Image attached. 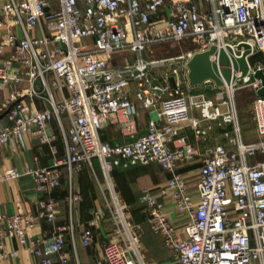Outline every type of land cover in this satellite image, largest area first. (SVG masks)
I'll list each match as a JSON object with an SVG mask.
<instances>
[{
  "label": "built area",
  "instance_id": "1",
  "mask_svg": "<svg viewBox=\"0 0 264 264\" xmlns=\"http://www.w3.org/2000/svg\"><path fill=\"white\" fill-rule=\"evenodd\" d=\"M0 12L10 47L9 56L0 61V82L29 84L24 90L13 89L0 105L10 121L0 128V146L30 133L48 143L54 154L49 165L0 169V182L33 175L41 193L35 211L0 212L1 258L17 257L27 249L36 264H67L68 244L76 256L73 210L82 194L73 178L88 167L103 205L81 223L82 245L92 244L96 228L105 222L112 225L99 264H165L152 260L143 245L145 223L171 250L174 264H264V96L257 94L264 85L254 75L256 69H264V0H5ZM13 26L21 28V37ZM182 41L190 48L174 56L150 60L143 56L150 44ZM239 43L251 47L247 60L252 71L226 84V95L213 99L184 90L187 62L195 52L212 44H229L239 56L243 52L235 49ZM7 44L0 40V56ZM124 51L137 56L119 63L114 58ZM257 53L261 59L252 61ZM163 64L168 65L163 75L166 85L144 87V78L151 83L149 71ZM132 81L137 83L136 98L155 115L149 118L146 132L131 141L103 139L101 131L109 118L122 113L133 119L137 114L128 90ZM247 85L256 92L252 117L258 138L254 141L243 138L235 97L236 89ZM27 97L39 98L41 106ZM191 106L199 109L200 118L191 115ZM202 119L230 126L225 132L229 145L218 144L198 155L192 145L176 144L184 124L197 135L204 134ZM52 121L59 128L61 155L56 134L49 132ZM151 163L170 176L157 191L143 188L145 220L137 221L113 171ZM182 163L196 165L194 175L178 171ZM64 178L68 214L59 221L53 193ZM168 198L178 214L188 217L185 225L170 219L165 208ZM43 221L52 225L50 242L46 235L34 233ZM5 238L17 245L8 248ZM48 244L52 255L45 252Z\"/></svg>",
  "mask_w": 264,
  "mask_h": 264
},
{
  "label": "crops",
  "instance_id": "2",
  "mask_svg": "<svg viewBox=\"0 0 264 264\" xmlns=\"http://www.w3.org/2000/svg\"><path fill=\"white\" fill-rule=\"evenodd\" d=\"M5 0H0V6ZM2 14L0 12V20ZM12 30L19 36H22V30L19 27L13 26ZM9 31L4 24L0 26V40L8 43ZM125 53L127 51H124ZM123 52H118L117 61L125 63L121 57ZM10 54V47L5 46V52L0 56V61L8 57ZM135 59V58H134ZM133 59V60H134ZM132 60V61H133ZM127 62V61H126ZM151 71V70H150ZM149 71V72H150ZM136 82L132 81L129 84L128 90L131 93V98L134 100L137 107V114L133 119L126 118L122 113L109 118L101 131L103 139L112 142H128L135 139L137 136L146 132L148 120L155 112L150 108H146L142 101L138 100L135 95ZM28 82L23 81L18 86L6 85L0 82V105L7 101L13 89L24 90L28 87ZM184 87L191 93L190 95H197L204 93L207 98L219 99L221 95H226L227 86H217L212 80H207L202 84L190 86L188 81L184 82ZM36 87L41 89L39 83ZM244 92V93H243ZM249 92V96L247 95ZM256 92L251 86H241L235 91L236 102L238 105L239 117L243 130V138L245 141H254L258 138L256 126L252 117L253 100ZM31 104L41 106L39 98H26ZM191 115L200 118V111L198 108L191 106ZM10 121L4 112H0V128L9 125ZM201 126L205 129V133L197 135L195 130L187 124L181 128V135L176 140V144H190L194 147L197 154L203 153L206 149L214 147L218 144L229 145V136L225 132L230 129L227 124L219 125L215 120H201ZM49 132L56 134V145L61 155L64 151L63 144L59 134V128L55 121H52L49 126ZM231 134V133H230ZM54 154L51 151L48 143H43L38 136L25 133L22 138L16 142H9L4 146H0V169L8 166H14L23 171L26 166H45L53 162ZM97 173L101 176V170L97 159L94 160ZM196 165L190 166L182 163L178 167V171L186 172L189 175H194ZM119 182L120 189L126 198L127 202L131 203L135 209L136 217L139 221L145 220V215L142 208L145 205V196L143 188H151L155 191L159 186L164 184L169 178L170 174L162 170L158 164L151 163L145 165H135L128 168L119 167L115 171ZM92 174V173H91ZM83 178V172L77 173L73 178V185L75 189L82 194V200L76 204L73 210L74 221L76 224V240L75 249L76 256L73 254L71 244L67 245V251L70 254V259L67 264H99L101 258L102 247L108 240L112 225L105 222L100 228L95 229V236L90 246H83L80 240L81 223L86 221L92 215L94 208L103 205L101 192L98 188L96 180H92V175ZM67 181L64 178L63 184L56 189L53 195L58 200L57 219L64 221L67 218L68 210L65 202L67 193ZM195 185L191 183V188ZM41 193L36 189L35 179L31 174H23L15 180L0 182V212L20 211H35L36 201ZM159 199H162L159 196ZM165 208L170 219L178 226H183L187 223L188 217L186 215L178 214L174 209V202L171 198L165 201ZM144 224V231H146V238L143 242L148 255L154 261L174 264L171 250L163 245L160 235L150 236L148 232L149 226ZM146 227H148L146 229ZM52 225L48 222H41L35 229V234L46 235L50 242V233ZM150 229V228H149ZM145 234V233H144ZM5 244L8 248L15 247L16 241L12 238H5ZM47 254H53L50 245L45 247ZM0 264H36L34 255L27 249H21L17 257L1 258ZM59 264V263H55Z\"/></svg>",
  "mask_w": 264,
  "mask_h": 264
},
{
  "label": "water",
  "instance_id": "3",
  "mask_svg": "<svg viewBox=\"0 0 264 264\" xmlns=\"http://www.w3.org/2000/svg\"><path fill=\"white\" fill-rule=\"evenodd\" d=\"M235 47L238 50L243 49L241 55L236 56L234 48L229 44L220 47L212 44L205 50L195 52L187 62L189 85L196 86L212 80L220 87L252 71L247 60V54L251 52L250 45L239 43ZM238 71L240 76H237ZM254 75L261 78L264 85V69H256ZM257 94L264 96V86L257 90Z\"/></svg>",
  "mask_w": 264,
  "mask_h": 264
},
{
  "label": "rangeland",
  "instance_id": "4",
  "mask_svg": "<svg viewBox=\"0 0 264 264\" xmlns=\"http://www.w3.org/2000/svg\"><path fill=\"white\" fill-rule=\"evenodd\" d=\"M89 44L91 46H93V41L91 38H88ZM190 48V44L187 43V41H182V42H159V43H153L150 44L146 47V49L143 52V56L150 60V59H154V58H160V57H170V56H174L178 53H181L183 51H186L187 49ZM137 56L136 53H132V52H123L122 53V60L124 62H130L132 61L135 57ZM117 57V55H116ZM114 58L117 60V58ZM168 70V65L167 64H163V65H159L155 68H152L151 71L149 72V77L151 79V83L147 82L145 80V78L143 79V86L144 87H152L155 86L156 84L164 86L166 85V81L163 77L164 73L167 72ZM173 79L170 78L169 82H171L173 84ZM137 86V84H136ZM184 87V85H183ZM184 90L190 95L191 93L184 87ZM244 93V92H243ZM247 95L249 96V92ZM193 95V94H192ZM102 179V177H101ZM147 226V225H146ZM148 227H146L147 229ZM148 232L150 234V236H155L156 233L152 232L149 228H148ZM145 233V234H144ZM146 238V231H144L143 229V236H142V242L145 241Z\"/></svg>",
  "mask_w": 264,
  "mask_h": 264
},
{
  "label": "trees",
  "instance_id": "5",
  "mask_svg": "<svg viewBox=\"0 0 264 264\" xmlns=\"http://www.w3.org/2000/svg\"><path fill=\"white\" fill-rule=\"evenodd\" d=\"M261 57H262V55L260 54V53H257L256 55H254V57L252 58V61H256V60H259V59H261ZM117 169V168H116ZM116 169H114V171H113V176H114V178H115V180L117 181V187H118V189H119V191L121 192V194H122V196L124 197V195H123V193H122V191H121V189H120V186H119V182H118V179H117V177H116V173H115V171H116ZM83 172V178L85 177H87V179H89L88 177H89V175L88 174H91V171L89 170V168L88 167H84L79 173H82ZM92 175V174H91ZM93 175H92V180H93ZM94 180H95V178H94ZM89 181H90V179H89ZM91 182V181H90ZM124 199L126 200V198L124 197ZM127 201V200H126ZM129 203V202H128ZM131 204V203H130ZM132 205V204H131ZM136 212H135V209H134V207H133V205H132V215H133V218L135 219V220H137V221H139L138 219H137V217H136V214H135ZM144 214V213H143ZM92 216V215H91ZM90 216V217H91ZM88 220V219H87Z\"/></svg>",
  "mask_w": 264,
  "mask_h": 264
},
{
  "label": "bare ground",
  "instance_id": "6",
  "mask_svg": "<svg viewBox=\"0 0 264 264\" xmlns=\"http://www.w3.org/2000/svg\"><path fill=\"white\" fill-rule=\"evenodd\" d=\"M235 49H236V47H235Z\"/></svg>",
  "mask_w": 264,
  "mask_h": 264
}]
</instances>
